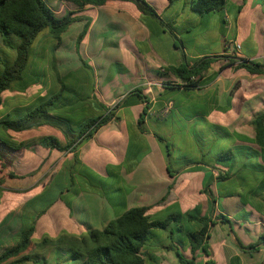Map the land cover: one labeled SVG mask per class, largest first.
<instances>
[{"label": "crops", "instance_id": "0c3cea01", "mask_svg": "<svg viewBox=\"0 0 264 264\" xmlns=\"http://www.w3.org/2000/svg\"><path fill=\"white\" fill-rule=\"evenodd\" d=\"M145 1L163 25L126 0L85 4L77 10L73 7V15L80 17L73 23L80 28L70 30L71 23L57 42L48 36L44 42L51 44L43 47L42 43L40 52L35 53L37 58L33 53L27 60L25 72L31 71L35 59L38 73H44L42 80L26 82L22 91H18L21 86L11 83L1 93L0 120L15 118L14 111L45 96L51 83L56 90V74L43 66L51 60L48 50L53 46L58 60L55 70L63 85L71 83V89L79 90L86 78V65L93 75L89 88L85 86L86 98L81 100L78 93L77 98L63 102V108L69 103L73 109L87 108L82 117L109 111L110 118L67 150L38 144L46 136L56 138L60 145L75 140L77 127L65 128L61 107L55 113L32 118L31 124L19 131L0 127V141L8 144L0 142V154L14 175L9 178L15 180L8 188L4 182L0 184V191L8 193L0 196L8 202L3 212L0 210V252L15 243L23 227L26 195L19 202L12 199L13 195L43 179L45 187H57V237L100 230L126 209L142 206L150 219L179 214L180 225L171 222L165 229L151 230L142 246L147 255L145 264H180L171 246L189 258L186 233L199 227L198 219L212 223L205 239L208 254L198 250L195 264L207 259L214 264L261 263L264 243L254 248L249 245L264 235V147L255 140L253 124L254 117L264 110V71L248 72L237 66L235 59L244 58L264 67L263 21L253 14L257 7H248L243 0H224L221 10L200 14L191 10L190 0H176V5L175 0ZM215 13L218 16L214 17ZM201 18L211 28L202 37L212 38L221 47L233 40L239 48L204 50L203 38L194 32ZM84 25L85 31L76 42ZM35 47L36 43L31 51ZM60 47L64 49L60 51ZM7 54L11 60V53ZM206 57L211 59L195 77L194 87L182 86L185 82L169 70L182 61L190 66ZM112 64L117 68L110 72ZM135 89L147 102L143 112V103L131 92ZM29 91H33L27 95L29 104H20L18 94ZM165 107L166 114L157 116ZM174 131L184 143L193 145L194 157L174 150L175 144L169 143ZM205 138L213 148L209 161L203 160L209 153L204 152ZM224 152L229 153L227 159L217 158ZM25 170H29L30 179L21 183L27 176H22ZM43 225L47 228V223ZM9 233L13 241L3 247ZM168 245L171 248H166Z\"/></svg>", "mask_w": 264, "mask_h": 264}, {"label": "trees", "instance_id": "16d2710c", "mask_svg": "<svg viewBox=\"0 0 264 264\" xmlns=\"http://www.w3.org/2000/svg\"><path fill=\"white\" fill-rule=\"evenodd\" d=\"M66 1L73 4L77 10L85 4L100 5L106 0ZM126 1L132 2L141 13L153 17L163 25L154 8L145 0ZM223 4L224 0H190L189 6L191 10L203 14L212 10H221ZM74 11L69 9L63 14L57 15L44 0H0V42L4 47L13 51V58L11 60H0V103L1 93L9 89L11 83L17 84L18 82H22L18 91H22L27 85L26 82H23V73L33 40L37 39L43 32H47L57 42L60 34L71 23L80 19L79 16L73 15ZM85 27L86 25L78 33L76 42H79L85 31ZM210 59L208 57L200 58L190 66L182 61L177 66H171L169 70L174 76L185 82L182 86L194 87L196 83L195 77L198 78L201 72L207 68ZM235 59L238 60L237 66L245 68L248 72L261 73L264 71V67L258 63L244 58ZM55 74L58 88L50 96L47 97L49 93L47 92L45 96L37 97V104L15 118L0 120V127L4 130L19 131L27 128L31 124L30 120L34 117L41 116L49 111L55 113L56 108L61 107L60 110H62L65 104L63 102L56 104V101L64 85L56 71ZM131 92L140 98V101L143 103V112L147 107L146 100L141 99L137 89ZM66 107L70 108L72 106L69 103ZM62 111L65 114V116H62V120L64 117L63 125L65 128L69 130L72 125L77 127L75 140L60 145L56 138L46 136L39 139V145L57 150L73 149L75 143H79L90 137L97 127L110 118V112L107 111L103 115L82 117L80 120L74 121L66 115L64 110ZM137 122L138 124L141 123V119H138ZM253 124L255 128V140L260 146L264 147V110L254 117ZM1 143L8 146L5 141ZM228 156L229 153L224 152L218 154L217 158L227 159ZM0 171L6 172L8 177L14 176L8 171L1 154ZM1 182L0 180V184ZM262 203L264 208V197ZM145 211L146 208L142 206L131 207L109 220L100 230L88 229L85 234L77 237L70 235H62L54 239L42 237L39 244L41 246L54 243L58 245L65 244L68 258L72 261V264H145L144 258L147 255L143 253L142 246L150 237L151 230L165 229L171 222H175L177 227H180L178 222L179 214H170L164 219L159 220L150 219ZM198 223L199 227L196 230L187 231L186 233L191 254L189 258L184 257L175 247L171 246L180 264H195V254L198 250L202 251L205 255L208 254L205 239L208 226L212 221L198 219ZM31 235L32 226L22 227L17 233L15 243L0 252V262L13 258L7 264H22L30 260L34 264H44L42 261L38 262L36 256H33V254L23 253L29 244ZM260 242L264 243V235H260L255 243L249 245V248H254ZM171 247L168 245L166 248ZM203 264L214 263L212 260L207 259ZM260 264H264V256Z\"/></svg>", "mask_w": 264, "mask_h": 264}, {"label": "rangeland", "instance_id": "374dc122", "mask_svg": "<svg viewBox=\"0 0 264 264\" xmlns=\"http://www.w3.org/2000/svg\"><path fill=\"white\" fill-rule=\"evenodd\" d=\"M45 3L52 9V11L57 14H63L66 10H71L74 5L69 3L66 0H44ZM245 2L246 6H250V5H255L257 7V9L254 10V16H257L259 18L262 19L263 21V27H264V0H243ZM173 4H178V2L175 0L173 1ZM173 7V6H172ZM196 15V14H194ZM214 17H216V15L218 16L217 13L213 14ZM214 17H213V21H214ZM78 24H74L71 25L72 27L70 28V30H75V28L78 27V29L80 28V25L77 26ZM162 28L166 29L167 28L165 26H162ZM211 31V28L209 25H205L204 22V18L200 19L199 24L197 25L196 29L194 30L195 33H197V36L201 39L203 38L201 47L204 48V50H216V51H222L225 50V46L222 44H216L214 43V41L212 40V38H208V37H202L203 35H207L208 32ZM203 33V34H201ZM48 33L47 32H43L37 39H34L30 48H33V45L36 43V47L34 48V50L29 51V56L28 58H31L32 54L34 55L33 58H37V54L35 53H39V47L40 45L43 43V47L46 46V43L49 42V44H51L50 41L44 42L45 39L48 38ZM153 39V38H152ZM36 40V41H35ZM42 40V41H41ZM67 44V43H66ZM176 44H178V41L176 42ZM53 47V46H52ZM48 50V55H52V57L50 58L51 60H49L47 63L44 62L43 66L46 68H48L50 71L53 70V72L55 73V67L57 66V62L58 60L56 59L54 53H53V49ZM64 49V47H60V51H62ZM7 53H11V55L13 56V51H9L7 48H5L1 42H0V60L1 61H7L9 60L8 54ZM44 55V54H43ZM34 61V65L31 68V71L28 70L27 72L24 71V79L23 82H30L31 80H36V79H40V81L42 80V76L44 75V73H38L40 72V69L37 68V62H35V59H33ZM85 64H87V61L85 62ZM40 67V66H38ZM54 67V68H53ZM86 71L83 75L86 76L85 81L82 82V86L80 87L79 90H73L71 89L72 84L71 83H64L66 86V88H63L61 94L58 97V100L56 101V104H59L61 102H65V101H69V100H73L76 97V95L79 93L78 96H81V100L85 99L87 94H88V89H85V86H88L87 88H89V84L92 82V78L93 75L91 73V71L89 70V66L86 65ZM116 65L112 64V66L110 67V72L113 71L114 69H116ZM90 71V72H89ZM45 77V76H44ZM22 82H18L17 86H21ZM46 84V83H45ZM53 83H51V88L49 89V93L47 95L50 96V94L54 91L53 88ZM33 93V91H29L28 94H18V99L20 100V104H29V97L27 95H31L30 93ZM33 95V94H32ZM31 100V99H30ZM38 101H34L33 104L30 103V105L28 107H24L22 109H18V111H14V113L12 115H21L23 114L26 110H29L30 108H32L35 104H37ZM2 108H0V110H2ZM63 110L65 111L66 115L68 117H75L77 118V120H80L82 118V116L88 111L87 108H83V107H77V109H73V107H64ZM81 117V118H80ZM198 141H199V137ZM196 140V138H195ZM204 152L205 151H209V153H206L203 155V160L204 161H209L212 159V152H213V148L212 146L209 145L210 142H208L209 140L207 138L204 139ZM197 141V142H198ZM170 144H175L176 148L174 150H176V152L180 153L182 152V155H186V156H190V157H194V150L195 148L186 143L183 142L181 136L179 135L178 131H174L172 133V137L169 140ZM170 144L168 146V149L170 148ZM198 156V155H196ZM220 161V160H219ZM225 162H229V161H225ZM170 164H173V160L170 161ZM40 172L37 174V176H40L42 170L37 169V171ZM9 171V170H8ZM23 177L25 175H27L29 172V170H25L23 171ZM36 172V171H33ZM32 174V173H31ZM30 175H27L23 180H21L20 182L22 183L27 181V178L30 179L29 177ZM0 180L2 182H4L3 185L6 186V188H8L9 184H14L15 180L12 181L6 174V172H1L0 171ZM43 179L37 183L36 186H33L27 190H24L25 192L20 193L21 191H16L17 195H13L12 199H16L18 202L21 198V196L26 195L25 196V201L23 203L26 202V208L23 207L24 211L23 213V217L21 220L22 226L23 227H29L32 226V235L30 236V241L29 244L26 248V250L23 252L24 254H33V256H36V260L38 262L42 261L44 262V264H72V261L68 258V251L65 249V244H60L58 245L57 243L54 244H45L44 246H41V244H39V241H36L38 238L40 239L41 236L46 237H52V238H56L57 234H55L56 232V228H55V221H56V212H57V187L55 186H44L42 185ZM227 188V187H226ZM8 195V193L2 192V190L0 191V196L1 194ZM17 197H19V199H17ZM10 200V201H13ZM4 203H8L7 200L5 199H1L0 197V210L1 212H3V209L5 207ZM25 205V204H22ZM22 209V207H21ZM22 209V210H23ZM1 212H0V216H1ZM54 220V221H53ZM44 223H47V228H45V226L43 225ZM46 232V233H43ZM2 232L0 231V234ZM43 233V234H42ZM10 237L7 236L6 240L2 243L3 247L5 246H9V243L13 241V236ZM49 234V235H48ZM50 234L52 236H50ZM55 234V235H53ZM213 232H210V235L212 236ZM15 236V235H14ZM15 238H17V235L15 236ZM50 239V238H49ZM5 245V246H4ZM2 247V246H1ZM59 258V259H58ZM11 260L13 258H10ZM10 259L4 261V262H0V264H7ZM22 264H34L31 260L24 262Z\"/></svg>", "mask_w": 264, "mask_h": 264}, {"label": "built area", "instance_id": "2783aa9c", "mask_svg": "<svg viewBox=\"0 0 264 264\" xmlns=\"http://www.w3.org/2000/svg\"><path fill=\"white\" fill-rule=\"evenodd\" d=\"M224 46L226 49H230V50L233 49L235 51L239 48V45L233 40L225 41ZM166 112H167V108L165 107L161 111L156 113V115L162 117L166 114Z\"/></svg>", "mask_w": 264, "mask_h": 264}]
</instances>
